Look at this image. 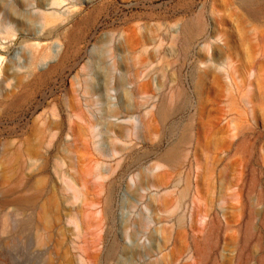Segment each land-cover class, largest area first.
I'll list each match as a JSON object with an SVG mask.
<instances>
[{"label":"rangeland","instance_id":"obj_1","mask_svg":"<svg viewBox=\"0 0 264 264\" xmlns=\"http://www.w3.org/2000/svg\"><path fill=\"white\" fill-rule=\"evenodd\" d=\"M264 0H0V264H262Z\"/></svg>","mask_w":264,"mask_h":264},{"label":"bare ground","instance_id":"obj_2","mask_svg":"<svg viewBox=\"0 0 264 264\" xmlns=\"http://www.w3.org/2000/svg\"><path fill=\"white\" fill-rule=\"evenodd\" d=\"M262 264H264V258L262 259Z\"/></svg>","mask_w":264,"mask_h":264}]
</instances>
